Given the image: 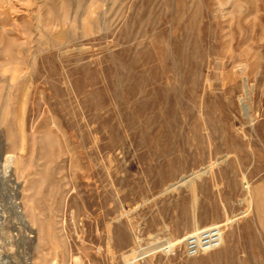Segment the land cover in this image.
Masks as SVG:
<instances>
[{"label":"rangeland","instance_id":"1","mask_svg":"<svg viewBox=\"0 0 264 264\" xmlns=\"http://www.w3.org/2000/svg\"><path fill=\"white\" fill-rule=\"evenodd\" d=\"M0 264H264V0H0Z\"/></svg>","mask_w":264,"mask_h":264},{"label":"built area","instance_id":"2","mask_svg":"<svg viewBox=\"0 0 264 264\" xmlns=\"http://www.w3.org/2000/svg\"><path fill=\"white\" fill-rule=\"evenodd\" d=\"M222 242L220 226H210L186 236L180 243L186 258H195L219 248ZM174 245H168L163 251L173 253Z\"/></svg>","mask_w":264,"mask_h":264}]
</instances>
